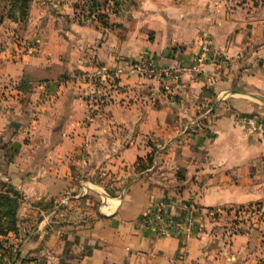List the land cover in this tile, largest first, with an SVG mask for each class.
I'll return each instance as SVG.
<instances>
[{"label":"crops","instance_id":"0c3cea01","mask_svg":"<svg viewBox=\"0 0 264 264\" xmlns=\"http://www.w3.org/2000/svg\"><path fill=\"white\" fill-rule=\"evenodd\" d=\"M77 4L33 0L23 29L0 22V190L23 197L21 259L264 264V216L228 236L233 210L264 207V132L249 123L264 118V0H109L106 25ZM204 33L220 62L178 82L123 75L90 118L82 74L188 65ZM160 207L180 231L147 225Z\"/></svg>","mask_w":264,"mask_h":264},{"label":"built area","instance_id":"2783aa9c","mask_svg":"<svg viewBox=\"0 0 264 264\" xmlns=\"http://www.w3.org/2000/svg\"><path fill=\"white\" fill-rule=\"evenodd\" d=\"M89 3L84 2L80 9L81 16H90L97 18L100 10L95 9L89 11ZM20 37H16L18 39ZM200 48L197 53L193 54L188 65L159 68L154 58L145 56L138 61H130L127 59L120 60L115 67H109L104 64H96L92 71L81 75L80 79L87 85L88 90L85 95V100L89 107L90 118H94L100 114L103 108L110 101V93L118 89L119 79L123 75L138 74L141 77H160L165 81L173 79L176 82L180 81L183 73H187L192 77L201 75L209 62H220L223 58L221 55L213 51V43L210 37L204 33L200 39ZM35 48V46H34ZM164 81V82H165ZM166 91H171V87L164 85ZM4 96V92L1 93ZM252 131L264 132V118L251 119L249 121ZM188 224L191 229H194L193 218L196 210L193 208L187 209ZM264 207L260 204H255L247 207H241L233 210V217L229 221L228 236L233 237L242 232V225L246 222L254 221L255 217L263 214ZM209 215L213 218H220L223 213L215 210L209 211ZM145 222L149 227H154L162 236L171 234L173 231H180V225L175 221L168 220L165 217V212L162 207L153 211V213L144 217Z\"/></svg>","mask_w":264,"mask_h":264},{"label":"trees","instance_id":"16d2710c","mask_svg":"<svg viewBox=\"0 0 264 264\" xmlns=\"http://www.w3.org/2000/svg\"><path fill=\"white\" fill-rule=\"evenodd\" d=\"M32 1L33 0H2L3 10L0 15V22H2L4 17H8L18 22L23 29L27 23ZM85 1L90 5V12H93L95 9L101 10L102 5L109 2V0H104L102 4L100 0H84V2ZM112 1L115 6L119 5V0ZM75 8L78 9L79 4H77ZM97 19L106 25L108 17L106 14L98 13ZM153 160L154 157L152 155L149 157V161L153 162ZM22 198V194L11 187L6 190H0V264L3 262L4 254L10 256L8 264H17L20 260L21 264L30 261L28 258L21 259V248L24 246L25 240L28 237H20L19 232V225L21 224L19 210L21 208ZM211 210L214 209H208V212ZM11 233L14 237L10 236Z\"/></svg>","mask_w":264,"mask_h":264},{"label":"rangeland","instance_id":"374dc122","mask_svg":"<svg viewBox=\"0 0 264 264\" xmlns=\"http://www.w3.org/2000/svg\"><path fill=\"white\" fill-rule=\"evenodd\" d=\"M263 216H264V212H263V214H261V215L255 217L254 220H259V219L262 218ZM0 223H1V220H0ZM0 253H1V249H0ZM4 255H5V256L3 257V262H1V263H2V264H8L9 259H10V256L7 255V254H4ZM0 256H1V255H0Z\"/></svg>","mask_w":264,"mask_h":264}]
</instances>
